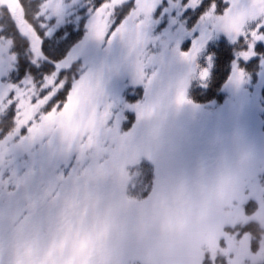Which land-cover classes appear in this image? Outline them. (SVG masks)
<instances>
[{
    "label": "snow or ice",
    "instance_id": "6c2138e0",
    "mask_svg": "<svg viewBox=\"0 0 264 264\" xmlns=\"http://www.w3.org/2000/svg\"><path fill=\"white\" fill-rule=\"evenodd\" d=\"M16 2L20 16L0 3V264H35L21 240L50 230L62 194L85 176L82 154L111 148L116 134L137 133L165 95L185 103L190 88H206L215 78L226 75L242 90L254 75L264 77V0ZM101 50L107 55L97 63ZM121 73L130 78L124 91L113 82ZM141 86L145 95L137 99ZM80 97L92 105L87 123L86 105L69 113ZM128 113L138 124L124 131ZM56 141L66 150L55 177L34 193L28 161ZM155 179L149 171L139 190L131 181L129 187L150 200ZM262 239L244 237L239 250L224 252V264H264ZM218 259L208 257V264Z\"/></svg>",
    "mask_w": 264,
    "mask_h": 264
},
{
    "label": "rangeland",
    "instance_id": "374dc122",
    "mask_svg": "<svg viewBox=\"0 0 264 264\" xmlns=\"http://www.w3.org/2000/svg\"><path fill=\"white\" fill-rule=\"evenodd\" d=\"M0 3H7L14 15H21L16 0ZM106 55L101 50L96 62ZM128 79L126 73H121L113 77V82L124 91ZM227 81L222 86L225 98L221 102L194 103L187 97L188 102L178 103L175 95H165L154 102L151 113L139 124L136 114L131 113L132 122L123 129L131 131L138 124L137 133L116 134L111 148L97 145L82 154L85 176L75 184L79 201L62 195L50 230L39 238L25 234L21 240L22 246L32 250L35 264L44 261L43 254L50 249L67 256L73 248L81 255L82 247L88 250L84 256L88 264H105L112 255L117 261L110 264H208V257H219L216 264H224L228 248L239 250L244 237L251 238V233L243 230L246 223L258 222L263 229L260 237L264 238V178L259 177L264 172V77L252 78L242 90ZM140 88L142 96L137 99L145 95L144 88ZM81 103L87 106L83 113V123H87L92 112L87 97L75 99L69 113ZM65 150L66 145L60 141L50 149L37 148L28 161L35 173L31 180L34 193L54 179ZM144 161L156 173L150 200L134 199L126 193L129 181L133 183L138 177L137 167ZM73 186L65 191H72ZM3 191L4 181L0 180ZM21 191L27 194L26 188ZM111 196L116 199L113 206L123 209L126 226L144 232L149 241L153 240L152 248L140 240L133 243V249L126 245L123 253L106 242L112 254L107 256L105 247L95 245L106 238L101 233L93 235L79 214L85 213L87 204ZM249 201L255 202V207L247 210ZM26 203L27 199L21 206ZM165 222L178 223V230L167 234ZM150 225L154 232L148 230ZM158 244L166 257L155 250ZM166 258H170L168 263Z\"/></svg>",
    "mask_w": 264,
    "mask_h": 264
},
{
    "label": "flooded vegetation",
    "instance_id": "af4514ba",
    "mask_svg": "<svg viewBox=\"0 0 264 264\" xmlns=\"http://www.w3.org/2000/svg\"><path fill=\"white\" fill-rule=\"evenodd\" d=\"M75 187L76 185L74 184L72 191H65L62 195L65 198H67V200H74V201L77 200L78 202L79 198L77 199L75 198ZM115 200L116 199L111 196V198L109 197V198H106L105 200L103 199L99 202H95L91 206H88L87 204V206H85L84 208L85 213L79 214L81 216L80 219L82 220L85 219L87 221L88 229L90 227L92 228L93 235H97L98 233H101V237L106 238V240H101V241L96 242L95 245L100 244L103 247H105L106 248L105 254L107 256L111 254V249L109 248L108 244H106V242H108L110 246H114V245L118 246L119 249H121L123 253L126 252L123 250V249L126 250L127 248L125 247L126 245L133 249L134 247L132 246L133 243H139L140 240H144V244L152 248L153 240L149 241L145 237L144 232H139V230H135L129 226H126L128 224L125 223V220L123 219L124 218L123 209L113 206ZM178 225L179 224L178 223L176 224L175 222L172 224L165 222L164 224L165 232H167L168 234V232L170 231L174 232L175 230H178L177 229ZM148 230H153L154 232L153 225L148 226ZM153 238H154L153 236H150V239H153ZM159 245L160 244H158L155 247V250L157 249L159 253H161L164 257H166V254L161 248H159ZM94 249L97 250L96 248ZM138 249L144 252V254H146L145 249L143 247L139 246ZM77 251L78 250L73 248V250L71 249L70 255L66 256V255H62L58 253L57 249H50L44 252L43 254L44 261H37V264H50L48 256H47L48 253L50 252H55L58 256H62L64 259L79 257L83 261V264H88V262L86 261L84 257V256H87L88 250L82 247L81 255H78ZM112 256L113 257L109 258L105 264L115 263L117 261L115 258L116 256L114 255ZM166 259L167 260H165V262L168 263L170 258H166Z\"/></svg>",
    "mask_w": 264,
    "mask_h": 264
},
{
    "label": "trees",
    "instance_id": "16d2710c",
    "mask_svg": "<svg viewBox=\"0 0 264 264\" xmlns=\"http://www.w3.org/2000/svg\"><path fill=\"white\" fill-rule=\"evenodd\" d=\"M83 36V29L80 30V34L78 38H81ZM255 75L253 78L255 79ZM227 80V76L225 75L222 78H215L206 88H200V87H195V88H190L188 91V98L194 102V103H209V102H216L219 103L225 98V93L222 91V86L224 82ZM262 95L264 97V89H262ZM142 96V89L140 88L139 90V95ZM128 121L124 124L123 128H127L128 125L132 122V117L133 115L131 113H128ZM134 168H132L133 171ZM138 177H136L133 181L134 184L137 185V188L139 190V186L141 185L142 181H144V173L152 171V166L148 162H142L138 167ZM133 192L129 185L127 188V195L129 197H132L134 199H143L139 196V191ZM255 207V202L249 201L246 204L247 210L249 208H254ZM243 230H248L251 233V238L255 239L257 236H261L263 229L260 226V224L256 221H250L246 223L243 226Z\"/></svg>",
    "mask_w": 264,
    "mask_h": 264
},
{
    "label": "water",
    "instance_id": "95a60500",
    "mask_svg": "<svg viewBox=\"0 0 264 264\" xmlns=\"http://www.w3.org/2000/svg\"><path fill=\"white\" fill-rule=\"evenodd\" d=\"M50 264H83V261L79 257L71 259H64L62 256H57L55 252L48 253Z\"/></svg>",
    "mask_w": 264,
    "mask_h": 264
},
{
    "label": "bare ground",
    "instance_id": "6f19581e",
    "mask_svg": "<svg viewBox=\"0 0 264 264\" xmlns=\"http://www.w3.org/2000/svg\"><path fill=\"white\" fill-rule=\"evenodd\" d=\"M109 198V197H108Z\"/></svg>",
    "mask_w": 264,
    "mask_h": 264
}]
</instances>
